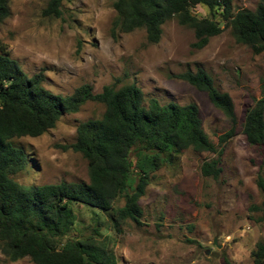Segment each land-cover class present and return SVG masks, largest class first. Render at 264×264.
<instances>
[{
	"label": "rangeland",
	"instance_id": "obj_1",
	"mask_svg": "<svg viewBox=\"0 0 264 264\" xmlns=\"http://www.w3.org/2000/svg\"><path fill=\"white\" fill-rule=\"evenodd\" d=\"M7 1L9 17L0 22V45L26 75L42 73V87L55 96H71L83 85L99 94L105 86L133 84L146 101L196 105L202 128L218 149V137L231 128L230 122L205 93L176 76L201 69L230 96L236 123L222 147L219 180L200 174V165L214 154L184 151L174 167L152 174L138 201L139 225L127 220L118 232L103 214L100 220L108 229L102 233L112 238L117 264H251L252 252L264 244V199L256 185L260 170L264 177V145L257 149L247 144L242 125L246 111L264 97V53L238 44L219 15L214 19L222 33L198 49L193 30L176 19L162 25L157 44L146 42L144 30L113 38L116 0H66L59 19L42 15L49 0ZM229 2L234 14L254 11L261 0ZM191 12L210 18L203 6ZM104 109L87 102L38 138L12 139L27 159L25 170L12 179L25 187L88 183L86 161L64 148L76 141L80 123L100 119ZM73 209L77 221L72 234L86 233L93 210L83 205ZM0 264L33 263L28 258L10 262L0 252Z\"/></svg>",
	"mask_w": 264,
	"mask_h": 264
},
{
	"label": "trees",
	"instance_id": "obj_2",
	"mask_svg": "<svg viewBox=\"0 0 264 264\" xmlns=\"http://www.w3.org/2000/svg\"><path fill=\"white\" fill-rule=\"evenodd\" d=\"M65 1L49 0L42 15L59 19ZM197 6L207 8L210 18L193 15ZM112 7L113 38L118 33L144 30L146 42L157 44L162 25L176 19L193 30L195 47L202 49L210 38L222 33L214 19L219 15L238 44L254 54L264 53V0L254 11L234 14L229 0H116ZM8 17V1L0 0V22ZM176 78L205 93L230 122L231 128L218 137L221 149L204 132L194 104L146 101L133 84L118 89L105 86L99 94L83 85L71 96H55L42 87V73L29 77L0 45V252L8 261L28 258L33 264H117L112 238L102 233L108 229L101 214L118 232L127 220L139 225L142 211L138 201L145 196L152 174L167 165L174 167L187 150L214 154L215 158L200 165V174L219 180L222 147L234 135L233 102L201 69ZM87 102L102 104L104 113L100 119L80 123L76 141L64 149L79 153L86 161L88 183L25 187L15 182L12 176L25 170L27 159L10 141L42 136L63 115L77 113ZM242 134L250 146L263 147L264 97L246 111ZM256 185L264 199L262 170ZM74 205L93 210L86 233L72 234L77 221ZM251 256V264H264V244H258Z\"/></svg>",
	"mask_w": 264,
	"mask_h": 264
},
{
	"label": "water",
	"instance_id": "obj_3",
	"mask_svg": "<svg viewBox=\"0 0 264 264\" xmlns=\"http://www.w3.org/2000/svg\"><path fill=\"white\" fill-rule=\"evenodd\" d=\"M216 241H217V239L215 238L214 241H213V245L218 248L219 246L216 245Z\"/></svg>",
	"mask_w": 264,
	"mask_h": 264
}]
</instances>
